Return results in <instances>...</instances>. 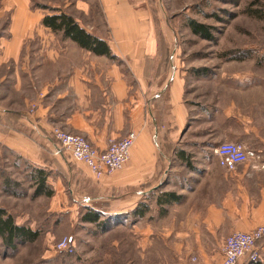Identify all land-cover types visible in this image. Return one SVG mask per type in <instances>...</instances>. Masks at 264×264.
Segmentation results:
<instances>
[{
	"label": "crops",
	"instance_id": "crops-1",
	"mask_svg": "<svg viewBox=\"0 0 264 264\" xmlns=\"http://www.w3.org/2000/svg\"><path fill=\"white\" fill-rule=\"evenodd\" d=\"M83 5L74 7L79 17L67 6L57 10L102 40L109 55L44 28L46 14L16 15L0 36V146L48 174L52 210L77 195L85 212L104 215L98 202H105L113 207L107 213L125 215L117 223L124 228L131 216L141 264H220L227 236L264 225V77L236 62L211 86L212 99L185 100L184 78L164 76L171 32L156 0ZM94 5L104 29L82 21ZM54 127L98 150L130 132L136 140L122 168L96 182L82 164L54 156ZM223 142L243 144L252 157L233 171L221 168L214 150ZM165 193L180 200L157 204ZM259 249L262 261L263 242Z\"/></svg>",
	"mask_w": 264,
	"mask_h": 264
},
{
	"label": "rangeland",
	"instance_id": "rangeland-1",
	"mask_svg": "<svg viewBox=\"0 0 264 264\" xmlns=\"http://www.w3.org/2000/svg\"><path fill=\"white\" fill-rule=\"evenodd\" d=\"M84 1L0 0V36L7 37L16 15H44L51 13L52 8L67 6L79 17L74 7L82 8ZM156 11L164 14L171 32L164 53V76L176 73L184 78L186 90H190L185 100L212 99L215 95L211 86L222 83V72L234 70L236 62L251 64L243 66L264 77V0H156ZM92 12L83 18V23L94 30L104 29L97 5ZM190 21L207 27L211 39L194 34L188 26ZM156 24L161 27L160 20ZM29 166L0 146V208L11 215L16 225L38 230L40 234L34 243L15 241L7 245L0 240V264H141L131 216L127 227L119 226L118 221L124 220L125 215H111L107 212L113 207L98 202L105 212L101 217L104 227L84 223L81 217L87 203L77 195L71 199L67 195L65 206L58 203L62 210L54 211L50 197H33L35 187L29 180ZM73 199L81 202L75 205ZM112 203L111 206L122 204ZM63 239L74 246L73 255L53 249ZM261 259L258 264H264V254Z\"/></svg>",
	"mask_w": 264,
	"mask_h": 264
},
{
	"label": "built area",
	"instance_id": "built-area-1",
	"mask_svg": "<svg viewBox=\"0 0 264 264\" xmlns=\"http://www.w3.org/2000/svg\"><path fill=\"white\" fill-rule=\"evenodd\" d=\"M34 106L31 107L30 112ZM51 138L56 143L54 156H67L72 162L82 164L92 180L99 182L119 171L129 159L130 150L136 140L134 132L121 139L108 140L104 150L93 147L87 139L71 135L58 127L52 128ZM218 165L227 171L244 164L252 157L250 150L237 142L220 143L214 150ZM264 239V225L250 232H233L222 246L223 259L220 264L256 263L260 259L257 244ZM70 241V239H69ZM56 252L73 255L74 246L68 240H60L53 246Z\"/></svg>",
	"mask_w": 264,
	"mask_h": 264
},
{
	"label": "trees",
	"instance_id": "trees-1",
	"mask_svg": "<svg viewBox=\"0 0 264 264\" xmlns=\"http://www.w3.org/2000/svg\"><path fill=\"white\" fill-rule=\"evenodd\" d=\"M50 12L51 13L46 14L41 21L44 28L50 29L54 33H61L62 38L70 39L80 48L90 51L95 55L110 54L107 45L102 40L87 33L70 15L53 8ZM188 26L194 34L204 39H211L207 27L193 21H190ZM47 175L45 171L39 168L33 167L30 170L29 180L35 187L33 197L52 196L53 191L47 185ZM179 200L180 198L173 193H165L159 196L157 204L171 203ZM134 214L136 216L139 215V208H136ZM101 217V213L89 210L85 212L81 220L84 223L94 224L97 228H103L104 223L101 222ZM39 235L38 230H31L22 225H16L11 215L0 208V240H4L7 245H11L12 242L15 241H19L20 243H34L39 238ZM262 242H264V239L260 241L257 246L261 245ZM253 264H258V262Z\"/></svg>",
	"mask_w": 264,
	"mask_h": 264
}]
</instances>
